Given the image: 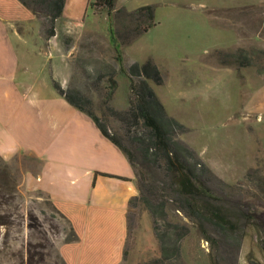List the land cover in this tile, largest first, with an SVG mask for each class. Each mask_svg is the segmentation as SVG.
Masks as SVG:
<instances>
[{"label":"rangeland","instance_id":"1","mask_svg":"<svg viewBox=\"0 0 264 264\" xmlns=\"http://www.w3.org/2000/svg\"><path fill=\"white\" fill-rule=\"evenodd\" d=\"M95 2L67 0L56 21L63 46L54 42L53 51H64L72 64L67 86L92 97L98 107L106 91L104 78L97 82L96 77L110 64L116 69L118 81L111 105L125 109L129 101L128 66L152 58L164 79L161 85L152 83L153 88L168 113L187 127L180 138L222 181L241 185L240 198L248 204L243 206L247 221L238 264H264V193L246 181L247 172L253 168L260 169L264 176V3L116 0L113 16H109L101 1L98 5ZM147 4L154 6L155 25L129 45H124V38L122 44L120 38L114 42V30L125 35L129 26L134 37L145 27L146 16L131 12ZM29 27L33 43L41 44L46 52V22L35 16ZM238 49L247 50L252 58L250 65L240 66L227 55ZM49 74V67L41 72L42 76ZM47 88L42 82L39 91ZM97 113L101 114L99 108ZM32 160L25 153L8 160L0 157V215L7 222L0 224V264H18L19 259L13 255L17 252H22L26 261L29 248L35 253L34 264L52 262L55 250L60 251V245L71 235L70 223L56 212L47 194L26 187L25 175L37 165ZM133 213L135 228L127 239L129 256L123 264L151 259L159 248L150 215L139 209ZM254 215L261 227L249 223ZM99 221L94 224L88 214L79 218L85 236L77 248H66L68 257L75 259L78 253L76 264L117 262V257L108 252L116 244V220ZM97 226L100 230L95 234ZM94 238L103 240L102 251L91 247ZM208 253L206 241L196 234L189 238L185 255L190 264H211Z\"/></svg>","mask_w":264,"mask_h":264},{"label":"trees","instance_id":"2","mask_svg":"<svg viewBox=\"0 0 264 264\" xmlns=\"http://www.w3.org/2000/svg\"><path fill=\"white\" fill-rule=\"evenodd\" d=\"M19 1L46 22L45 39L49 42L56 35V21L63 14L67 0ZM100 1L109 16H113L116 0H96L94 4L98 5ZM137 13L146 16L145 27L136 31L134 37L129 26L126 27L125 35L116 34L114 30V42L120 38L119 43L122 44L121 38H124V45H129L155 25V9L152 4L143 5L131 12ZM116 50L121 60L117 45ZM246 51L238 49L227 52V55L233 57L240 66H248L252 58ZM105 70L96 77L97 82L104 78L106 91L105 100L98 107L92 97L79 89L63 87L57 80H53V86L71 105L92 118L101 133L127 156L135 170L138 194L128 201L126 244L135 228L133 211L139 209L150 215L159 245L156 256L139 264H190L185 255V246L194 234L209 245L211 264H238L245 235L244 222L247 221L243 206L248 204L240 198L241 185L222 181L198 152L180 138L187 127L168 113L153 88L152 83L161 85L164 79L152 58L142 64L134 62L128 66L129 101L125 109L111 105L118 86L116 69L108 64ZM97 108L101 114L97 113ZM260 172L258 168L250 169L246 181L264 193V176ZM50 202L60 217L70 223L71 235L66 241L77 240L78 235L69 218ZM5 223L6 220L0 215V224ZM249 223L261 227L255 215ZM126 247L125 259L129 256ZM33 254L29 248L26 261L22 252L13 255L19 259L18 264H34ZM55 255L56 259L46 264H67L60 251L55 250Z\"/></svg>","mask_w":264,"mask_h":264},{"label":"crops","instance_id":"3","mask_svg":"<svg viewBox=\"0 0 264 264\" xmlns=\"http://www.w3.org/2000/svg\"><path fill=\"white\" fill-rule=\"evenodd\" d=\"M217 3L250 5L264 0ZM33 20L35 15L19 0H0V156L8 160L25 153L37 164L25 175L26 187L46 193L78 235L77 240L60 245L67 264L78 262V253L75 259L68 257L66 248H77L84 238L79 218L85 214L94 224L104 218L116 220V244L104 251L117 257L115 264H123L128 201L138 194L135 170L92 118L56 91L53 80L63 87L68 84L70 57L62 50L53 51L54 42L63 46L58 27L46 52L33 43L29 27ZM47 67L50 74L42 76ZM42 82L48 87L43 92L39 91ZM96 229L95 234L100 227ZM103 245L101 239L91 241V247L100 251Z\"/></svg>","mask_w":264,"mask_h":264},{"label":"built area","instance_id":"4","mask_svg":"<svg viewBox=\"0 0 264 264\" xmlns=\"http://www.w3.org/2000/svg\"><path fill=\"white\" fill-rule=\"evenodd\" d=\"M77 24H79V22Z\"/></svg>","mask_w":264,"mask_h":264}]
</instances>
